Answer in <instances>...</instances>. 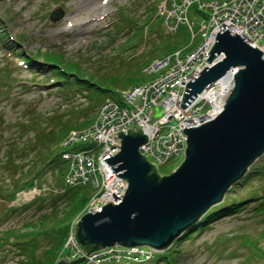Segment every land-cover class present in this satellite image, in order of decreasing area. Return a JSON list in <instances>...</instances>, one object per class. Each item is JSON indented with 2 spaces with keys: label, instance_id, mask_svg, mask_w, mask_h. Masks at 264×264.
<instances>
[{
  "label": "rangeland",
  "instance_id": "1",
  "mask_svg": "<svg viewBox=\"0 0 264 264\" xmlns=\"http://www.w3.org/2000/svg\"><path fill=\"white\" fill-rule=\"evenodd\" d=\"M161 1L0 0V31L8 35L0 36V192L7 197H0V264H26L25 255L19 254L24 251L18 248L19 232L31 230L34 223H42V229L32 236L31 247L36 257L55 239L50 232L45 233L51 215L61 211L59 199L55 200L56 193L49 190L40 191L36 197L39 189L32 187L43 182L46 186H59L54 181L56 170L41 166L38 178H33L28 173L31 167L26 164L42 147L35 133L40 128L44 131L45 125L50 137L62 127L85 119L91 120L89 126L96 119L107 123L112 114L100 105L102 99L110 96L115 100L111 96L116 95L113 91L151 78L144 67L158 57L154 46L163 41L185 44L187 34L203 18L191 10L189 18L193 22L180 27L177 24L176 33L174 29L172 35H165L161 20L156 17ZM55 7L61 9L62 15L52 21L48 14ZM125 15L133 18V24L130 20L128 25L122 24L120 17ZM19 51L30 56L29 68L19 63ZM45 53L75 63L80 74L91 75L92 80L109 91L91 94L90 98L85 96L84 88L70 91V83L49 80L47 76L52 70ZM5 78L13 79L11 85L3 83ZM213 98L214 95L209 97L221 107L222 101ZM6 148L11 151H5ZM63 149L57 145L54 151L59 153ZM181 160L180 155L172 157L157 168L158 173L167 174ZM260 166L264 167V152L247 167L249 175L232 183L222 200L210 207L213 212L225 209L203 222L198 220L199 230L196 227L184 236L177 235L165 250L153 251L149 260L130 264H264V254L257 252L264 251V212L258 210L264 199V175L256 170ZM26 180H31V184L20 187ZM19 189H27L29 196L25 192L19 198ZM25 223L30 224L26 227ZM251 248L258 254L250 256Z\"/></svg>",
  "mask_w": 264,
  "mask_h": 264
},
{
  "label": "water",
  "instance_id": "2",
  "mask_svg": "<svg viewBox=\"0 0 264 264\" xmlns=\"http://www.w3.org/2000/svg\"><path fill=\"white\" fill-rule=\"evenodd\" d=\"M61 15L57 8L49 17L54 21ZM215 34L205 59L222 56L186 81L180 105L229 67H237L230 92L212 117L181 127L186 136L184 156L166 175H159L139 151L147 139L140 128L115 131L119 150L103 159L125 179L126 188L117 203L85 212L74 224L73 236L85 253L114 243L164 249L219 203L226 189L264 152V50L227 29ZM81 259L59 257L54 264H76Z\"/></svg>",
  "mask_w": 264,
  "mask_h": 264
},
{
  "label": "built area",
  "instance_id": "3",
  "mask_svg": "<svg viewBox=\"0 0 264 264\" xmlns=\"http://www.w3.org/2000/svg\"><path fill=\"white\" fill-rule=\"evenodd\" d=\"M193 2L198 9L207 12L206 22L198 28L200 42L196 48L185 54L177 50L154 60L148 67L149 71L156 72L152 81L119 92L115 100L105 99L102 105H105L108 114H112L107 123L105 120L96 119L86 130L71 131L66 136V144L78 140L89 143L88 148L62 155L70 160L65 176L68 185L89 184L97 188L86 205L88 211H99L102 204L108 201L116 203L123 194L124 181L117 177L110 164L103 159L118 151L119 142L115 131L125 132L127 127H140L147 136L146 141L139 146L140 151L154 165L162 164L170 156L183 152L186 137L181 127H189L202 120L203 114L200 111L203 104L210 100L209 97L213 96L218 88L222 93L216 101H221V97L229 92L236 67L226 70L229 76L224 82L216 81L215 85L207 86L184 107L179 106L181 88L188 79L195 77L204 65H208L205 57L216 31L227 29L235 32L249 45L264 50V0H168V5L164 7L166 31L172 32L180 23L187 25L189 20L186 10ZM218 57L220 58V54L215 55L214 60L219 59ZM214 103L217 105L218 102ZM154 105L160 106L159 116L149 121V113ZM213 112L211 107L207 114ZM97 191L101 192L100 196ZM76 218L70 223L66 241L72 251L71 256L79 252L73 239V223ZM141 252L136 247L112 246L104 249L101 256L103 260H112L125 256L129 258V255Z\"/></svg>",
  "mask_w": 264,
  "mask_h": 264
},
{
  "label": "trees",
  "instance_id": "4",
  "mask_svg": "<svg viewBox=\"0 0 264 264\" xmlns=\"http://www.w3.org/2000/svg\"><path fill=\"white\" fill-rule=\"evenodd\" d=\"M120 19L122 20V24H126V25H128L129 20L131 21V24H133L134 22L132 17L130 16L126 17V15L124 17L121 16ZM0 34L1 36H4L3 31H0ZM179 46L181 45H179L176 41H163L155 45L154 48L158 52L157 56H161L163 54L168 53L169 51H172L178 48ZM19 52H20V55L23 56V59L26 60L27 58H30V56L23 54L22 51H19ZM44 57H45V60L49 62L47 63V65H49L50 67L49 69L52 70V73L49 74V76H51L53 80H57V82H62V84L66 82L68 84L70 83L72 90L75 91L77 89L84 88L83 90L85 91V96L88 94L89 97L91 94L94 96L95 95L97 96L100 93L109 91V88L100 86L97 82H95V80H92L91 75L88 76L86 74L85 75L80 74V72L78 71L79 67L75 63L66 61L62 59L59 55L54 54V53H45ZM59 63L61 65H58ZM12 82H13V79L9 81V78L8 79L5 78V80H3V83L5 84L11 85ZM90 121H91L90 119H85V120H81L76 123H72L70 126H64L62 127V129L58 131V134L57 132H55L54 134H51L50 137L48 136L50 132L45 131V128H46L45 125H44V131H41L40 130L41 128H40L38 133H35V135L40 137L39 140L41 142L42 147L40 150H38V152L35 153L36 155L33 158H30L27 160L26 164L27 165L29 164V166L31 167L30 169H28V173L31 174L33 178L35 177L38 178V174H40L39 170L41 166H44V167L49 166L50 169L55 168L56 171L54 174V181L56 183H59L62 180V174L65 170V162L64 160L60 158L59 153H55L54 148L58 145L60 139L65 135V133L69 129L82 128L86 126L87 124H89ZM10 144L12 143L7 142V145H10ZM5 151L10 152L11 150L6 148ZM7 156H8V153H7ZM51 157L53 160H51ZM258 168H261V166L256 167V170H259V172L257 173L264 175V167L261 169H258ZM248 175H249V172H247L245 176H248ZM29 184H31V180H26L25 182L22 183L20 187H26ZM88 193H89V190L86 187H77V188H67L61 194L56 196L57 200L59 199L58 201L63 202L64 204L61 206L60 213L57 211L56 214L51 215V221L49 222V226H47L48 229L46 233L44 232L45 234L50 232L55 237V239H53L52 245L46 248L42 252V254H40V256L36 257L34 255V249L31 246L33 245V238H34L32 236L33 235L35 236L36 233L38 234L39 230L42 229V223L32 224L31 230H28L25 233H23V231L19 232V235H20L19 249L24 250L23 252H20L19 254L25 255L26 264H53L55 262V260L57 259V253L62 248L61 246L63 244L66 226L68 222L70 221V219L78 211H80L85 201L87 200ZM0 197H6V196L0 192ZM223 209H225V207H222L221 209H217V211L215 212L210 211L212 210L210 209L208 213H206V216L201 217L199 221L202 220L201 222H203L206 217L213 216V214H218L217 212H221ZM258 210L259 212H264V199L258 205ZM29 224L30 223H25V226L27 227V225ZM184 235L186 234L183 233L182 236ZM262 253H264V251H262Z\"/></svg>",
  "mask_w": 264,
  "mask_h": 264
},
{
  "label": "bare ground",
  "instance_id": "5",
  "mask_svg": "<svg viewBox=\"0 0 264 264\" xmlns=\"http://www.w3.org/2000/svg\"><path fill=\"white\" fill-rule=\"evenodd\" d=\"M216 55H218V53H217ZM221 56H222V54H220V57H221ZM213 58H215V56H214ZM218 58H219V57H218ZM228 76H229V72L226 71L224 74H222V75H221L219 78H217V79H219L220 82H224V79L227 78ZM232 85H233V84H232ZM215 94H217V93H215ZM213 113H214V112H213ZM122 132L124 133V131H122ZM101 139H103V136H101ZM117 177L122 178V177L119 176V175H117ZM99 194H101V192H100V191H97V195H98V196H100ZM88 199H89V200L92 199V196H91L90 192L88 193ZM76 222H77V220H76ZM189 230H190V229H189ZM144 246H145V248H146V246H148V245H142V248H143ZM108 247H112V245L105 246V247H103V248L97 249V250H95V251H91V252H89L88 254H86L85 257L81 259V260L84 261L83 264H102V263H105L104 260H103V257H102L101 255H102V253H103L104 248H108ZM113 247H114V246H113ZM148 247H149V246H148ZM150 249H151L152 251H154L152 247H150ZM150 249H149V250H150ZM112 263H117V264H130V259H129L127 256H125L124 258H121V259H116V258H114V259L112 260Z\"/></svg>",
  "mask_w": 264,
  "mask_h": 264
}]
</instances>
